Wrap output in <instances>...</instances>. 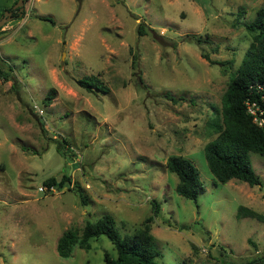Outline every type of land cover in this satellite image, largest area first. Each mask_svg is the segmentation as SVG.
<instances>
[{
	"label": "rangeland",
	"instance_id": "374dc122",
	"mask_svg": "<svg viewBox=\"0 0 264 264\" xmlns=\"http://www.w3.org/2000/svg\"><path fill=\"white\" fill-rule=\"evenodd\" d=\"M18 0H0V13ZM264 0H27L0 28V264H106L104 235L58 253L63 233L111 214L122 236L151 224L161 264H239L264 254L262 185L211 172L205 146ZM52 18L55 22L42 19ZM143 24L145 34L138 31ZM196 35V38L192 37ZM203 54L209 56L205 58ZM96 75L108 92L78 79ZM55 97L46 103L50 89ZM41 122L44 124H41ZM67 141L65 151L58 143ZM64 152V153H63ZM183 155L204 190L181 196L167 160ZM69 174L70 186L45 180Z\"/></svg>",
	"mask_w": 264,
	"mask_h": 264
},
{
	"label": "trees",
	"instance_id": "16d2710c",
	"mask_svg": "<svg viewBox=\"0 0 264 264\" xmlns=\"http://www.w3.org/2000/svg\"><path fill=\"white\" fill-rule=\"evenodd\" d=\"M12 9L13 7L10 8ZM3 15V12L0 13V19ZM20 15H25V11L15 12V16ZM42 19L55 22L48 16H43ZM142 25V23L139 25L138 31L140 34H145ZM245 27L252 34L251 44L223 95L222 108L219 111L221 121L212 122L219 134L208 142L204 149L209 168L219 182L226 183L231 179H238L251 186H261V178L253 168L249 152L264 155V126L254 121L253 116L247 111L246 102L256 101L264 110V87H262L264 86V6L256 12L253 20L246 22ZM192 37L196 38V35ZM203 56L209 59L208 55L203 54ZM77 81L90 92L109 91L101 78L96 75L85 76ZM55 94L56 88L50 89L46 95L47 104ZM41 124L44 127L42 122ZM67 148L70 150L67 141L58 143V149L61 151ZM166 166L179 178L177 192L187 199L197 201L204 186L194 163L183 155H172L168 158ZM72 182L71 175L64 174L60 180L56 176H51L44 183L47 189L52 186L61 189L66 185L70 186ZM152 205L153 214L131 234L122 236L111 214H105L95 222H87L81 235L73 229L65 231L58 242V253L62 257H69L75 245L88 250L91 248L93 238L104 235L114 244L117 251V257L105 253L106 264H161L158 262L161 252L156 247L151 224L162 207L156 200ZM238 215L254 217L264 222V215L244 205L239 206ZM239 264H264V254Z\"/></svg>",
	"mask_w": 264,
	"mask_h": 264
},
{
	"label": "built area",
	"instance_id": "2783aa9c",
	"mask_svg": "<svg viewBox=\"0 0 264 264\" xmlns=\"http://www.w3.org/2000/svg\"><path fill=\"white\" fill-rule=\"evenodd\" d=\"M262 87H264V86H262ZM246 105H247V111L249 112V114H251L253 116L254 121L258 125L264 126V117H263L264 110L260 107V105L256 101H251V100H248L246 102ZM53 187L54 186H52L51 188H53Z\"/></svg>",
	"mask_w": 264,
	"mask_h": 264
},
{
	"label": "water",
	"instance_id": "95a60500",
	"mask_svg": "<svg viewBox=\"0 0 264 264\" xmlns=\"http://www.w3.org/2000/svg\"><path fill=\"white\" fill-rule=\"evenodd\" d=\"M24 5H25V0H18L14 6L13 9L16 8H20V10L22 11L24 9ZM12 15V10H6L4 16L0 19V28L2 26H4L7 22L10 21V19L13 17Z\"/></svg>",
	"mask_w": 264,
	"mask_h": 264
},
{
	"label": "flooded vegetation",
	"instance_id": "af4514ba",
	"mask_svg": "<svg viewBox=\"0 0 264 264\" xmlns=\"http://www.w3.org/2000/svg\"><path fill=\"white\" fill-rule=\"evenodd\" d=\"M24 8H25V7H24ZM17 11H21L19 7L16 8V9H12V15H11V16H15V12H17ZM4 14H5V12H4ZM3 16H4V15H3ZM3 16H2V17H3Z\"/></svg>",
	"mask_w": 264,
	"mask_h": 264
}]
</instances>
